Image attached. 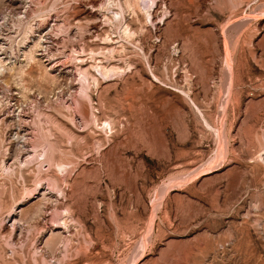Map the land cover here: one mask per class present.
I'll list each match as a JSON object with an SVG mask.
<instances>
[{
	"label": "rangeland",
	"instance_id": "1",
	"mask_svg": "<svg viewBox=\"0 0 264 264\" xmlns=\"http://www.w3.org/2000/svg\"><path fill=\"white\" fill-rule=\"evenodd\" d=\"M162 1L157 24L124 7L129 40L77 14L91 0H0V264H264V0ZM102 48L120 71L89 105L76 63ZM46 143L71 175L57 198Z\"/></svg>",
	"mask_w": 264,
	"mask_h": 264
},
{
	"label": "bare ground",
	"instance_id": "2",
	"mask_svg": "<svg viewBox=\"0 0 264 264\" xmlns=\"http://www.w3.org/2000/svg\"><path fill=\"white\" fill-rule=\"evenodd\" d=\"M17 1L18 0H8V2L9 3H12V5H13V7L15 6V8H13L14 9V11H12V13H15V15H19L20 14V7L18 8V7H16V5L18 4L17 3ZM23 1H25V0H23ZM34 1H36V0H27V2L26 3H24V4H28V5H30V4H32V2H34ZM82 1V0H81ZM92 2H91V6H89L90 8L89 9H87V10H85L84 9V11L82 10V12L81 11H78V12H80V13H77V14H87V13H89L90 15H94V17H96V16H98V15H103V14H105L106 12L107 13H110L111 11H110V8L112 7H116V4L114 3V1H112V2H110L111 0H109L108 2H106V1H103V2H101V3H99L100 1L99 0H91ZM86 2V1H85ZM143 2V3H142ZM163 2V5H164V7H166V11H169L168 13H171L172 11H174V12H176V8H174V1L173 0H163L162 1ZM121 3V2H120ZM124 3H125V6L127 7V9L128 10H131V12H132V14L136 17V20H140V15H139V13L141 12V14H143V17H144V20L146 21V22H148L147 20H150V23H152L153 24V22H155L156 21V19L160 16V14H159V10L160 9H162V4H161V0H160V2L159 1H157V0H152V3H151V6H149V7H146L145 6V2L143 1V0H124ZM178 3V2H177ZM19 4H20V2H19ZM35 4V3H34ZM33 5V4H32ZM122 5V4H121ZM111 6V7H110ZM125 6H122V9H123V11L125 10L124 9V7ZM12 7V6H11ZM118 7H119V5H118ZM125 7V8H126ZM178 7V6H177ZM119 9V8H118ZM120 11V12H119ZM118 12H111L112 14H114L115 13V15L118 17L119 16V18L118 19H116V17H113L112 18V24H114V22H115V25H117V24H119V23H121L122 22V25L120 26V30H121V32H122V34H123V36H125L126 38H129V40H130V38L131 37H133L134 36V34H135V32L132 30V28L130 27V25L125 21V19H124V17H123V14H124V12L122 11V10H119ZM65 12V11H64ZM142 12H144V13H142ZM162 13V12H161ZM164 14H162V17H166L167 15H168V13L167 14H165V12H163ZM28 14V13H27ZM66 14H67V12L65 13V17L67 18V16H66ZM74 14H76V13H74ZM76 14V15H77ZM11 15V14H10ZM14 15V14H13ZM14 15V16H15ZM57 15V14H56ZM61 15V14H60ZM59 15V16H60ZM88 15V14H87ZM109 15V14H108ZM107 15V16H108ZM165 15V16H164ZM104 16V15H103ZM173 15H171V17H172ZM57 17V16H56ZM56 17H55V19H56ZM77 17V16H76ZM134 17V18H135ZM168 17V16H167ZM171 17L170 18H166L164 21H163V25H165L166 26V24L170 21V19H171ZM66 18H64V16H63V19L65 20ZM80 17H78V19H79ZM97 18V17H96ZM176 18V17H175ZM175 18H173V19H175ZM60 17L58 18L57 17V20L55 21V23H53V25H51L52 26V28L51 29H60V31L61 30H63V28H64V25H66L67 23H66V21L63 23V22H61L60 23ZM95 19V18H94ZM106 19H108L107 21V23H108V26L110 27V19H109V17L108 18H106ZM54 20V19H53ZM63 20V21H64ZM101 21V20H100ZM124 21V22H123ZM161 21V20H160ZM104 22H106V21H104ZM157 22L158 21H156V24H157ZM66 23V24H65ZM69 23V22H68ZM101 23H102V21H101ZM107 23H105V24H107ZM138 23V22H137ZM140 23V22H139ZM149 23V22H148ZM95 24H97V23H95ZM99 24V23H98ZM104 24V23H103ZM102 24V25H103ZM161 24V23H160ZM92 25V24H91ZM143 25V24H142ZM162 25V24H161ZM111 26H113V25H111ZM148 26V25H147ZM146 26V27H147ZM154 26V25H153ZM156 26V25H155ZM117 27V26H116ZM115 27V29H117V31H118V27L116 28ZM69 28V27H68ZM77 28V27H76ZM79 28V30L82 32V34H81V37H83L84 36V34L86 35V33L87 32H90V30H86V29H83V26H80V27H78ZM95 28H97V25L95 26ZM142 28V27H141ZM155 28H157V27H155ZM101 29V28H100ZM67 30V29H66ZM65 30V31H66ZM99 30V29H98ZM157 30V29H156ZM159 30V29H158ZM52 31V30H51ZM58 31V30H57ZM95 31V30H94ZM147 31V30H146ZM98 32V31H97ZM142 32V31H141ZM1 33V32H0ZM68 33H69V31H68ZM80 33V32H79ZM96 32H93V33H91L92 35H96V37L95 38H98L99 36H97V34H95ZM48 34V33H47ZM47 34H45V36H44V39H46V36H47ZM118 34L120 35V33L118 32ZM111 35V34H110ZM110 35H108V38L106 37V39H101V40H103V41H105V43L107 44L108 43V41H110ZM118 35V36H119ZM1 36V35H0ZM68 36V35H67ZM122 37V36H121ZM124 37V38H125ZM134 38V37H133ZM132 38V39H133ZM0 39H4V38H0ZM82 39V38H81ZM2 40H0V43L2 42ZM125 40V39H124ZM3 41H5V40H3ZM107 41V42H106ZM128 41V40H127ZM189 41V40H188ZM45 43H46V40H45ZM41 43H36L35 45H33V47H31V49L26 53V56H25V58H24V60L23 61H27V63H32L33 64V62H35L36 63V60H35V54H34V47H41L42 48V45H40ZM108 44H110V43H108ZM140 44V43H139ZM124 45V44H123ZM122 45V46H123ZM1 46V45H0ZM44 46V45H43ZM126 46V45H125ZM184 46V45H183ZM185 46H186V48L189 46L188 45V43L186 44L185 43ZM39 47V48H40ZM1 48V47H0ZM36 49V48H35ZM114 49V48H113ZM113 49H110V48H102L101 49V51H99V52H91L90 54L91 55H88V54H86L87 56H89V58L91 59L90 61V63H92L91 65H87L86 63H85V61L84 60H79L76 64H78L77 65V74H78V76L80 77V87H79V93H78V99H82V98H84V99H86L88 102H89V105H90V102H91V100H92V98H91V95H90V93H89V90H90V80H92V83L97 87V88H99V87H101V82H103V83H105V84H107V83H109V81L110 80H108V79H111V77H110V75H111V73H112V77H113V75H115V72H117L120 68L119 67H117V66H114V65H110V56H112L113 55V53H114V50ZM195 49V48H194ZM124 51V50H123ZM190 51H192V50H190ZM36 52V51H35ZM43 52V51H42ZM76 52V51H75ZM7 52H5V51H3L2 50V52L0 53V55H3V54H6ZM77 54L79 53H86V51L84 50V49H81L80 51H77L76 52ZM116 53H118V52H115V55H117ZM123 53V52H122ZM192 53V52H191ZM79 54H78V57L77 58H79ZM84 54H82V55H84ZM85 55V56H86ZM194 55V54H193ZM5 56V55H4ZM3 56V57H4ZM7 56V55H6ZM81 56V55H80ZM86 56V57H87ZM100 56H102L103 58L102 59H99V61L100 62H97L98 61V58H100ZM83 57V56H82ZM81 57V58H82ZM113 57V56H112ZM17 58V57H16ZM114 58V57H113ZM7 59V58H6ZM12 59V58H11ZM13 59H14V57H13ZM194 59V58H193ZM89 60V59H88ZM102 60H105V63H102ZM114 59H112V61H113ZM156 60V59H155ZM196 60V59H195ZM93 61V62H92ZM124 61V60H123ZM7 64H3V62H2V59L0 58V70H3V69H5V66H6ZM88 66V67H87ZM126 66H129V65H126ZM126 66H125V69H126ZM76 67V66H75ZM130 67V66H129ZM128 67V68H129ZM156 67V66H155ZM165 68V67H164ZM9 69V68H8ZM10 69L12 70V68L10 67ZM54 69V68H53ZM122 69V68H121ZM120 71V70H119ZM132 71V70H131ZM131 71H129V72H131ZM134 71V70H133ZM3 72V71H2ZM114 73V74H113ZM125 73H127V71L125 72ZM141 73V72H140ZM121 74H123V71H122V73ZM130 74V73H129ZM137 75H138V72H137ZM140 76V75H139ZM143 78V77H142ZM75 83V82H74ZM93 87V86H92ZM91 87V88H92ZM115 87V86H114ZM109 88H111V87H109ZM91 92V91H90ZM98 94L100 95V94H102V93H99V90H98ZM100 99V98H99ZM81 101V100H80ZM92 103V102H91ZM102 105V104H101ZM75 107H78L79 108V110L81 109V104L79 103V100H77L76 101V106ZM90 108H92V107H90ZM133 108V107H132ZM74 109V108H73ZM92 109H94V108H92ZM103 109V108H102ZM78 110V109H77ZM91 110V109H90ZM132 110V109H131ZM74 111V110H73ZM93 116V117H92ZM91 117H92V124L95 122H98L99 120H98V118H97V116H95V115H92L91 114ZM109 120V119H108ZM108 120H106L105 122H104V124L106 125H104V127H106L107 128V130H108V128L111 126V123H110V121H108ZM94 123V124H95ZM97 124V123H96ZM123 124V123H122ZM102 126H103V123H102ZM107 126H109V127H107ZM98 127V126H97ZM113 127V126H112ZM120 127V126H119ZM103 130V129H102ZM110 130V129H109ZM141 130V129H140ZM113 131V130H112ZM137 132V131H136ZM185 133V132H184ZM131 135H133V133L131 134ZM48 136V135H47ZM137 136V135H136ZM135 136V137H136ZM140 136V135H139ZM49 137V136H48ZM52 137V136H51ZM35 138V137H34ZM137 138V137H136ZM32 139V138H31ZM145 139V138H144ZM33 140V139H32ZM48 140H49V138H48ZM51 140V139H50ZM147 140V139H146ZM32 142V141H31ZM38 143V142H37ZM100 144V143H99ZM35 145V144H34ZM33 145V146H34ZM38 145V144H37ZM54 146L55 145H51V144H48V143H46V144H43V145H41V149L39 150V152H37V151H34V152H36V153H34V152H32V154H36V155H33V156H35V157H43L44 158V161L46 160V161H48L49 162V164H50V166H52V168H53V175H50V177L47 179V182H46V187H47V191H49V193L50 194H52V196H56L55 194H58V193H61V190H60V187H61V185L62 184H65V183H67V182H69V176H71V175H69V172L68 171H66V165L64 164V163H62V162H59V160L57 161V160H55L54 159V157H52V156H54L53 154H55V153H57V150L55 151V148H54ZM39 147V146H38ZM153 147V146H152ZM35 148V147H34ZM31 153V152H30ZM60 154V153H59ZM5 156V155H4ZM102 156V155H101ZM5 158V157H4ZM76 158V157H75ZM103 158H105V157H103ZM20 160V159H19ZM107 160V159H106ZM5 161H6V159H5ZM29 161V160H28ZM104 161V160H103ZM30 162V161H29ZM105 162V161H104ZM44 163V162H43ZM108 163V162H107ZM21 164V163H20ZM67 164V163H66ZM68 165V164H67ZM107 165H109V164H106V166ZM23 166V165H22ZM108 167V166H107ZM18 168V167H17ZM51 169V168H50ZM22 170V169H21ZM71 170V169H70ZM112 170V169H111ZM64 171H66L68 174H66V175H61L60 174V172L63 174V172ZM21 172V171H20ZM74 172V170H72V173ZM113 172V171H112ZM75 173V172H74ZM114 174V173H113ZM40 177V176H39ZM39 179V178H38ZM43 183V182H42ZM42 183H38V185H41L42 187H43V185H42ZM66 187H67V185H66ZM78 188V187H77ZM79 189V188H78ZM81 189V188H80ZM79 189V190H80ZM87 190V189H86ZM81 191V190H80ZM84 192H86V191H84ZM83 192V193H84ZM76 193V192H75ZM78 194H79V192H77ZM82 193V194H83ZM89 193V192H88ZM88 193H86V194H88ZM62 195V194H61ZM74 195V194H73ZM78 196H80V195H78ZM63 197V196H62ZM76 197V196H75ZM56 198H57V196H56ZM64 198V197H63ZM74 198V197H73ZM78 198H80V197H78ZM85 198V197H84ZM62 200V199H61ZM79 200V199H78ZM81 200H82V197H81ZM22 201V200H21ZM77 201V200H76ZM84 202V201H83ZM81 203L82 202H80V201H77L75 204H73V205H76V209L77 208H79L80 209V207L82 206L81 205ZM83 208V207H82ZM15 209V208H14ZM42 210V209H41ZM79 211H81V210H79ZM14 213V212H13ZM37 214V213H36ZM41 214V213H40ZM68 215H69V212H68ZM21 216V215H20ZM40 216V215H39ZM39 216H38V218H39ZM34 217H36V216H34ZM22 218V216L21 217H19V218H17V217H15L14 218V227L15 226H17L16 225V223H21V221L23 220V219H21ZM35 219V218H34ZM37 219V218H36ZM68 224V223H67ZM67 224H66V222L64 223V226L65 227H67ZM63 226V225H62ZM13 227V228H14ZM64 228V227H63ZM15 229V228H14ZM17 229V228H16ZM13 230V229H12ZM53 234V233H52ZM55 234V233H54ZM57 235V234H56ZM55 237V236H54ZM58 237H59V235H58ZM57 238V237H56ZM60 238V237H59ZM65 237H63V239H64ZM50 240H52V239H50ZM49 240V241H50ZM54 240V239H53ZM65 240V239H64ZM66 240H67V238H66ZM63 241V240H62ZM53 242L54 241H52V244H53ZM47 243H49V242H47ZM59 243V242H58ZM63 243V242H62ZM46 244V243H45ZM57 245V244H56ZM50 246H53V245H50ZM50 248V247H49ZM51 249V248H50ZM67 257V256H66ZM64 261V260H63Z\"/></svg>",
	"mask_w": 264,
	"mask_h": 264
}]
</instances>
